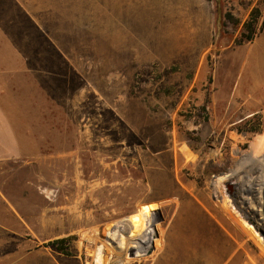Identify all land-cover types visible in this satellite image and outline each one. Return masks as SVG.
Instances as JSON below:
<instances>
[{"label":"rangeland","instance_id":"374dc122","mask_svg":"<svg viewBox=\"0 0 264 264\" xmlns=\"http://www.w3.org/2000/svg\"><path fill=\"white\" fill-rule=\"evenodd\" d=\"M7 2L41 22L24 42L45 77L28 108L3 109L28 121L13 125L20 154L5 160L19 223L0 230V264H96L98 248L103 264H148L184 187L213 197L264 264L248 221L264 230V144L252 151L264 141V30L239 42L253 6L264 26V0H125L119 16L112 0ZM227 172L240 176L238 206L219 194Z\"/></svg>","mask_w":264,"mask_h":264},{"label":"crops","instance_id":"0c3cea01","mask_svg":"<svg viewBox=\"0 0 264 264\" xmlns=\"http://www.w3.org/2000/svg\"><path fill=\"white\" fill-rule=\"evenodd\" d=\"M113 14L125 0H112ZM25 4V3H24ZM23 3L13 5L0 0V230L12 229L14 221L11 200L6 191L7 156L20 154L21 142L17 123L27 117L8 116L4 108H28V92L44 86L45 58L25 45V35H38L41 22L32 16ZM184 0V10L188 9ZM203 13V7L200 10ZM190 24L184 23V26ZM24 37V38H23ZM37 43L36 41L32 44ZM8 125V126H6ZM258 139L253 152L261 149ZM256 144V145H255ZM258 144V145H257ZM172 206L164 213L159 244L148 264H251L247 259L250 236L236 221L228 220L213 197L198 195L186 187L184 194L170 197ZM166 204V203H165ZM157 239V243H158ZM155 244V246L157 245Z\"/></svg>","mask_w":264,"mask_h":264},{"label":"trees","instance_id":"16d2710c","mask_svg":"<svg viewBox=\"0 0 264 264\" xmlns=\"http://www.w3.org/2000/svg\"><path fill=\"white\" fill-rule=\"evenodd\" d=\"M261 17V11L258 6H253L251 10L249 11L248 17L246 20L243 22V40H240L239 42H246V41H251L253 38L256 36L258 31L264 30V26L257 27V23L259 18ZM224 20L231 22L233 24L238 23V19H236L231 12L227 11L225 12L223 16ZM238 42V43H239ZM239 130L243 131H249L250 129H247L246 127H240ZM253 131H257V129H254ZM67 240V238H59L54 241H52V244L58 249V250H63V244Z\"/></svg>","mask_w":264,"mask_h":264},{"label":"bare ground","instance_id":"6f19581e","mask_svg":"<svg viewBox=\"0 0 264 264\" xmlns=\"http://www.w3.org/2000/svg\"><path fill=\"white\" fill-rule=\"evenodd\" d=\"M156 38V37H155ZM181 49V48H180ZM253 178V177H252ZM254 181V180H253ZM258 182H260V181H258ZM261 182H262V180H261ZM261 184H263V183H261ZM252 185H254V183L252 184ZM248 188H250V186H246V189L248 190ZM261 216L264 218V210L262 209V213H261ZM130 220H131V222H129V224L133 227V229H134V232H137L136 231V228H135V226H134V224H135V222H134V219H131L130 218ZM129 220V221H130ZM136 225V224H135ZM116 235V234H115ZM133 235V234H132ZM110 237V236H109ZM129 240V239H128ZM123 237H121L120 238V240H119V242L121 243V244H123ZM258 241H260V243L259 244H261L262 245V247H264V241H262V240H259V238H258ZM138 243V235L136 234V236L135 235H133V238H131L130 239V241H129V246H134L135 244H137ZM120 245V244H119ZM149 245V244H148ZM95 263L96 264H103V258H102V256H101V254H100V249L98 248L97 250H96V253H95Z\"/></svg>","mask_w":264,"mask_h":264},{"label":"built area","instance_id":"2783aa9c","mask_svg":"<svg viewBox=\"0 0 264 264\" xmlns=\"http://www.w3.org/2000/svg\"><path fill=\"white\" fill-rule=\"evenodd\" d=\"M224 175H226V178L224 179V184H223V187L221 188V190L219 191V194H220L221 197L225 196L226 198H231L230 195H232V194L237 195L236 194L237 193L236 192L237 188H233L232 189V194H231V192H229V190H227L225 184H231L232 187L234 185H238L240 183V181H239L240 176H238L237 174H234L232 172H227ZM234 175H235L236 178H238V180L236 181V184H232V180H231L232 177H234ZM233 180H235V179L233 178Z\"/></svg>","mask_w":264,"mask_h":264},{"label":"water","instance_id":"95a60500","mask_svg":"<svg viewBox=\"0 0 264 264\" xmlns=\"http://www.w3.org/2000/svg\"><path fill=\"white\" fill-rule=\"evenodd\" d=\"M225 185H226L227 190H229V192H231V194H232V189H233V187L231 186V184H225ZM230 197H231L233 203L236 204V206H238V203H237V200H236V195H235V194H232V195H230ZM244 204L247 205V202H244ZM251 211L254 213V215H255L258 219L261 220V217L259 216V213L255 212L254 210H251ZM239 212H240V213L243 212L241 208H239ZM248 221H249V223H251V224L254 226V228H255V229L260 233V235H262V237L264 238V230H263L262 228L258 227V226H257V225H256L251 219H248ZM153 246H154V245H153V242H152L150 248H149L148 251H147L148 253L151 252V250L153 249Z\"/></svg>","mask_w":264,"mask_h":264}]
</instances>
